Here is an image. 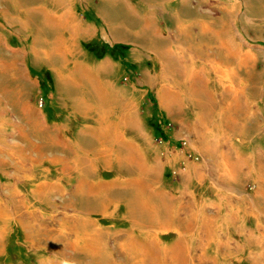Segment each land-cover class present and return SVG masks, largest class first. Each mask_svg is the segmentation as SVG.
Listing matches in <instances>:
<instances>
[{
	"label": "rangeland",
	"instance_id": "obj_1",
	"mask_svg": "<svg viewBox=\"0 0 264 264\" xmlns=\"http://www.w3.org/2000/svg\"><path fill=\"white\" fill-rule=\"evenodd\" d=\"M36 1L0 0V264H90L82 251L57 238L59 231L71 240L74 231L82 233L70 218L72 211L59 208L69 195L46 197L39 188L44 180H57L60 165L43 163L35 168L38 177L30 180L27 157L37 154L18 148L23 144L17 128L27 129L20 118L24 102L49 128L66 126L60 132L73 144L83 124L68 119L52 68L34 63L28 53L30 45L40 50L54 43L56 18L63 12L58 0ZM109 2L74 4V14L91 29L76 49L87 66L110 64L90 81L100 84L106 102L118 113L122 104H135L139 129L157 153L151 149L145 159L151 163L156 158L154 179L160 184L155 186L166 200L165 207L155 204L133 214L139 226L124 218L123 203L112 214L110 208L104 217L96 213L89 218L106 235L127 234L133 226L137 246L145 245L139 232L154 228L152 214L170 221L167 230L156 234V246L142 264H264V0ZM219 45L222 58L214 59L209 48ZM53 60L60 62V57ZM161 96L169 101V112L160 105ZM137 143L144 147L142 140ZM114 174L100 170L97 178L110 180ZM75 179L72 173L62 181L66 191L73 190ZM121 190L110 198L130 194ZM83 198L73 197L77 208ZM96 200L90 197V204ZM62 215L66 222L59 226ZM217 239L235 256L223 259L229 249L224 244L216 248ZM178 241L179 251L170 250Z\"/></svg>",
	"mask_w": 264,
	"mask_h": 264
},
{
	"label": "bare ground",
	"instance_id": "obj_2",
	"mask_svg": "<svg viewBox=\"0 0 264 264\" xmlns=\"http://www.w3.org/2000/svg\"><path fill=\"white\" fill-rule=\"evenodd\" d=\"M58 1V6L56 5V2L55 5L60 7V10L63 9V12L56 18L57 26L55 28L56 30L53 31V33H56V31L58 32V38H56L54 43L45 45L44 49L35 50L34 46L30 45L29 50H27L28 53L32 55L34 63H42L45 66L51 67L54 71L57 79V90L63 95L61 105L64 110L69 113L67 116L68 119H80L83 121L81 130L79 132V138L77 144H73L71 140L64 137L65 134L63 136V134L60 132L63 131L66 126H64V128H61V126H59L60 128H49L45 124V121H42L40 117L36 118L33 116L32 111L34 106L32 107L28 105V102H24L26 106V112L25 114L21 115L20 118L21 121L25 123L27 129L24 130V127L22 128V126L17 128L19 129L20 140L23 145H19V147L16 145L15 146L18 148H26L30 151L32 150L37 154L36 158L30 156L27 157L30 164V173H28L29 175L26 174V177H28L30 180H34L38 177L36 175L35 168L42 165L43 163L52 165L56 164L58 166L60 165V172L57 180L54 182L44 180L43 182L39 183V188L41 191H45L44 194H46V197L52 196L54 193H58L59 196L63 198L66 195H69L68 198L65 199L68 202L64 203V200L61 201V207L59 208L63 210L70 209L72 211L73 214L70 216V218L80 224L78 229L81 226L82 233L80 234V231L77 230L74 231L73 233L75 234V239L71 240V238L66 237L61 231H59L57 233V238L64 240L62 242L65 247L70 246L71 248L82 251L86 255V258L90 264H142L144 263L142 262V259L150 255V249L155 248L156 243L154 239L159 230H167L172 225L167 219L161 221V219L154 215L155 213H151L152 216H150V223L154 226V228L149 229L150 231L146 230L143 232L142 230L139 232V236L140 234H144V236L141 237H144L143 240L145 245L137 246L135 240L136 234L133 226L138 225V222L136 223L135 220L132 219L133 214L136 212L145 213V211L152 210L155 208V204L158 205V208L165 207V196H163L164 198L159 196V187L155 186L160 184L156 183V179H154L156 178V167L158 166H156V158L153 159V163H149V160L147 161L145 159L147 156L146 154L151 149H153V146L149 141H147L146 138H144V134L139 129L138 122L135 118V104L132 101L122 104V106L119 107L120 110L118 113V111L115 110L116 108L114 104L104 100L105 98L101 95L102 92L97 88V85L100 84L94 85L90 82L96 77L100 78V76L105 74L108 68L111 66L108 62H103L94 66H87L83 63L81 54L76 49V43L78 41L84 40L91 36V29L86 27L83 21L74 14V4L77 1L83 2L85 0ZM109 1L112 6L118 5L117 0ZM38 3L37 7L39 6ZM124 5H122V7ZM48 12L50 11L48 10ZM98 13L100 15L103 14L102 10L100 9L98 10ZM106 13L107 12L105 11L104 14L107 15ZM49 17L51 16L49 15ZM110 19L112 18L110 17ZM150 19L146 22L152 21ZM113 23L114 22H112V24ZM42 31H44V29ZM65 34L66 36L64 37L63 35ZM135 46L138 47L137 44H135ZM209 49L211 53H213L214 59L222 58V45L214 46L213 48ZM227 56L228 53L224 54L225 58H227ZM55 57H60V62H55L53 60ZM214 62H216V60ZM218 70L219 69H217L216 73L221 76ZM168 102H166L161 96L160 105L167 112L171 110ZM56 131H59L61 135H59V132L56 134ZM127 132L130 134L129 139H127L125 136V133ZM34 140H37L38 142H35ZM138 140L143 141L144 147H141L139 143H137ZM153 153H155V155L157 154L155 151ZM167 160L168 154L165 157V161ZM44 170L45 169L42 170V174L43 177L46 178L48 173ZM100 170H113L115 173L114 177L110 180H100L97 178ZM72 173L76 174L75 180L77 181L73 190L68 192L65 190L66 188H64L62 181L70 180ZM120 188H122L121 191H129L130 194L126 195V193H119L118 196L110 198L109 194L116 190L120 191ZM79 194H82L84 197H86V200L84 198L82 200L81 208H77L76 203L73 200V197L78 196ZM90 197L97 199L95 202L96 205L90 204ZM76 202H78V200H76ZM122 203L125 208L124 218L130 220L132 225L134 224L132 228L130 227L131 231L127 234H122L120 232L109 234L106 232L108 234L106 235L102 229L96 226V224L89 218L92 214L94 215L96 213L97 215L100 214L102 217H104L105 215H108L107 211L110 208L112 209V214ZM65 218L67 217L63 216L60 221L55 222L61 226L63 220L66 222ZM109 238L111 239L110 241H112L110 244L107 242ZM50 240L53 241L52 238H49V241ZM217 240L219 241L216 243V248L222 247L224 243L221 242L220 239ZM226 240H228V238ZM130 243H134L136 247L133 244V249H130L131 247L128 248L127 245ZM178 243L180 242L178 241L174 246L171 247L170 250L179 251V247L177 245ZM225 247L226 249H229L228 246ZM231 256H235V254H233L229 249L226 253H224L223 259L232 258Z\"/></svg>",
	"mask_w": 264,
	"mask_h": 264
},
{
	"label": "trees",
	"instance_id": "obj_3",
	"mask_svg": "<svg viewBox=\"0 0 264 264\" xmlns=\"http://www.w3.org/2000/svg\"><path fill=\"white\" fill-rule=\"evenodd\" d=\"M118 47H120V46H118ZM100 57V56H99Z\"/></svg>",
	"mask_w": 264,
	"mask_h": 264
}]
</instances>
